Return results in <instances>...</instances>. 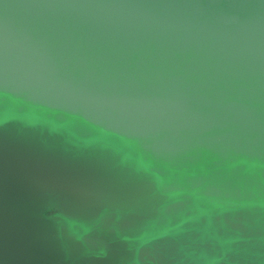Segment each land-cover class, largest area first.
Here are the masks:
<instances>
[{"label":"water","instance_id":"obj_1","mask_svg":"<svg viewBox=\"0 0 264 264\" xmlns=\"http://www.w3.org/2000/svg\"><path fill=\"white\" fill-rule=\"evenodd\" d=\"M0 264H264V0H0Z\"/></svg>","mask_w":264,"mask_h":264}]
</instances>
